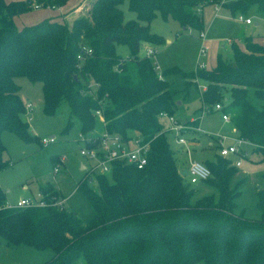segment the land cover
Instances as JSON below:
<instances>
[{
    "label": "trees",
    "instance_id": "obj_1",
    "mask_svg": "<svg viewBox=\"0 0 264 264\" xmlns=\"http://www.w3.org/2000/svg\"><path fill=\"white\" fill-rule=\"evenodd\" d=\"M68 1L0 0V172L11 166L4 158V131L26 142L36 138L23 118L26 102L16 82L20 77L42 85L46 115L69 106L64 133L74 126L73 118L80 122V134L97 131L95 112L101 110L108 132L149 144L148 161L141 169L115 163L109 173L86 172L77 191L94 211L87 223L58 204L53 183L40 187L45 207H9L0 186V236L9 246L52 249L54 256L45 264H76L81 259L85 264H264V192L258 191L260 219L247 217L236 203L240 183L232 186L237 168L216 156L205 162L211 170L206 182L219 196L193 202L194 190L181 173L182 149L171 147L159 116L176 112L177 91L168 74H182L185 92L203 81L200 110L223 105L235 134L246 141L244 149L248 152L249 146L264 158V108L247 98L254 89L264 99V43L245 37L243 48L236 42L230 45L231 61L218 56L213 68L188 73L173 67L162 71V78L152 58L141 56L142 46L165 42L150 28L158 14L201 33L206 6L218 5L234 16L254 8L264 17V0H95L90 16L71 25L64 18ZM125 2L136 19H125ZM35 6L64 10L58 13L60 20L17 25L15 17ZM121 45L129 50V59L118 53ZM199 121L191 124L198 126ZM52 162L57 167L62 158L55 155Z\"/></svg>",
    "mask_w": 264,
    "mask_h": 264
},
{
    "label": "rangeland",
    "instance_id": "obj_2",
    "mask_svg": "<svg viewBox=\"0 0 264 264\" xmlns=\"http://www.w3.org/2000/svg\"><path fill=\"white\" fill-rule=\"evenodd\" d=\"M11 1L18 0H8V2ZM71 1H68L65 7L67 15L75 9L73 8L69 12L68 5ZM83 1L85 0H78L77 6L79 7ZM121 7L126 20L136 19V14L129 11L127 2ZM41 11L43 9L35 11L33 8V13ZM84 11L86 12L87 9ZM52 17L60 20L57 13ZM244 17H251L253 24L238 22L236 16L220 6H206L203 9L204 33L209 48L207 56L201 59L200 50L203 46V39L200 32L194 29L185 30L173 18L165 19L158 14L150 23V28L153 33L162 36L165 42L154 46L157 52L152 60L161 68V71L177 67L184 73L196 71L202 63L211 69L216 65L218 56L231 61L230 45L233 42L243 48V39L252 36L264 43V40L260 39V37H264V17L259 15L254 8ZM220 45H224V48L222 47L219 54H216L215 51ZM144 48L141 50V56L145 54ZM118 53L125 59L130 58L129 50L125 46H119ZM166 79L171 84V88L177 91L175 96L176 118L190 128L194 127L191 124L193 120L185 123L187 119L191 117L196 118L194 121L200 119V126L205 134L199 144L194 147L192 158L200 162L213 159L214 152L209 147V135H221L234 139L236 134L233 126L223 121L221 111L212 110L203 113V110H200L202 88L205 86L203 81L199 80L198 84H192L188 92H185V79L181 73H170ZM16 82L21 87L20 95L24 103L30 100L33 104L32 112L29 114L26 110L23 118L29 123L30 132L36 138L26 142L11 131H4L2 134V141L6 148L4 158L11 162L8 169L0 172V186L7 192L8 204H16L22 198H39L40 187L50 182L55 185L56 189L58 188L60 201L64 200V207L68 211L77 212L84 223L89 222L94 218V211L85 196L77 191V184L85 177L91 166V162L80 153L84 147V143L80 139V122L73 118L74 126L64 133L70 119L69 106L64 104L55 115H46L42 85L23 77L17 78ZM247 98L254 107L264 108V99L259 98L254 89H249ZM97 131L98 133L103 131L101 124L98 125ZM53 136L56 138V142L47 146L41 144L42 138ZM169 139L171 147L175 148L171 134ZM248 150L249 154L242 160V166L236 169L232 186L240 183L238 189L241 193L236 200L238 210H245L246 216L251 219H260L258 191L264 192V158L261 154L254 153L249 146ZM55 155L60 156L63 160L59 165V172L55 171L56 165L52 162V157ZM180 162H184L183 168L188 166V158H186V162L184 158H180ZM82 166L87 168L82 169ZM185 183L194 190L193 202L206 196H214L216 199L219 196L217 188L206 181L190 184L189 178L186 176ZM52 256H54L52 249L37 250L26 245L9 246L0 236V264H45ZM76 264L85 263L81 259Z\"/></svg>",
    "mask_w": 264,
    "mask_h": 264
},
{
    "label": "built area",
    "instance_id": "obj_3",
    "mask_svg": "<svg viewBox=\"0 0 264 264\" xmlns=\"http://www.w3.org/2000/svg\"><path fill=\"white\" fill-rule=\"evenodd\" d=\"M229 1V0H225ZM236 1V0H230ZM36 9L40 8L35 6ZM236 18L238 22H244L248 25L253 24V19L251 17H244L243 14H237ZM203 39V46L200 50V58L203 59L207 56L208 46L206 44V35L204 32L200 33ZM83 51L86 54H91L92 50L89 48H84ZM157 50L153 46H147L145 48V56L152 58L156 54ZM78 59L82 61L83 57L78 56ZM200 68H206L205 63H202ZM155 69L158 72L160 78H162L161 68L155 64ZM206 90V86L202 88V91ZM26 110L29 114L32 112L33 104L31 101L26 102ZM213 111H221L223 113L222 119L226 123H231V115L224 112V106L221 104H216ZM210 112L209 109H204L203 113ZM95 116L98 118L100 124L103 126V131L98 133V131L89 133L87 135L80 134V139L84 143V147L81 149L80 153L83 157L91 162L89 172H99V173H109L115 163H122L126 165H134L138 168H143L148 161V151L149 144H143L139 137L126 139L119 134H112L106 130V123L101 110L95 112ZM160 119L163 122L166 132L171 134L175 144L182 147V151L188 158L187 166V177L189 178L190 184H197L200 181H206L211 177V170L205 164V162H200L193 159L192 147L197 145V140L194 138H188L186 135L189 133H197L201 131L199 126H194L192 128L183 124L176 118L175 115L168 114L167 112L160 113ZM30 118V117H29ZM194 130V131H191ZM235 132V131H234ZM56 142V138L53 136L51 138H42L41 144L47 146ZM216 145L218 147V156L224 159L231 160L232 166L236 168L241 167L242 160L248 156V152L244 149L246 141L237 137L234 139L227 138L224 136H217ZM63 161V160H62ZM87 168V167H86ZM55 171L59 172V165L55 167ZM64 200L61 202L59 200L58 204L63 205ZM9 207H45L48 202L42 198L34 199H21L17 201L16 204H8Z\"/></svg>",
    "mask_w": 264,
    "mask_h": 264
},
{
    "label": "crops",
    "instance_id": "obj_4",
    "mask_svg": "<svg viewBox=\"0 0 264 264\" xmlns=\"http://www.w3.org/2000/svg\"><path fill=\"white\" fill-rule=\"evenodd\" d=\"M6 1H8V0H6ZM94 1L95 0H85V1H83V3L81 4V5H79V7L77 6L78 5V0H72L71 2H69V5H68V8H69V12H70V10L71 9H73V8H75L72 12H70L67 16H65L64 18H65V20L71 25L77 18H79V17H89L90 16V10H91V8H92V5H93V3H94ZM71 4V5H70ZM216 6H218V5H216ZM87 7V8H86ZM43 9V11H41V12H37V13H33V10L32 11H30V12H28V13H26V14H23V15H20V16H17V17H15V22H16V24L17 25H19V26H24V25H31V24H35V23H37V22H39V21H41V20H43V19H46V18H52V16L53 15H55L56 13L58 14V13H62V11H61V8H58V9H51V8H47V9H44V8H38V9H36L35 7H34V10L35 11H40V10H42ZM85 9H87V11L85 12L84 10ZM62 10H64V8H62ZM67 10V9H66ZM65 10V11H66ZM55 13V14H54ZM208 42H207V40H206V44H207ZM208 46V45H207ZM143 47H147V45H144ZM154 47V46H153ZM222 47L224 48V45H220V47L215 51L216 52V54H219V52H220V49H222ZM144 48V49H145ZM155 48V47H154ZM209 48V47H208ZM156 49V48H155ZM219 50V51H218ZM215 66V65H214ZM27 101H30V100H27ZM196 118L195 117H191L190 119H187L186 121H185V123H187V122H189L190 120L192 121H194ZM180 122H181V120H179ZM231 124V123H230ZM199 127L201 128V126H200V121H199ZM188 138H194V139H196L197 140V144H199V142L202 140V138L205 136V134L203 133V131H202V128H201V131H199V132H197V133H189L188 135H186ZM210 136V138H209V142H210V145H209V147H210V149H212V151L214 152V157H213V159L216 157V156H218V147H217V145H216V137L217 136H213V135H209ZM212 137H215V138H212ZM174 144H175V142H174ZM175 146H177V148H179V149H182V147H180V146H178L177 144H175ZM197 146V145H196ZM196 146H194V147H196ZM194 147H192V151L195 149ZM180 158H184L185 159V162H186V155H185V153L183 152V151H181V153H180ZM207 160H209V159H206L205 161H207ZM212 160V159H211ZM204 161V162H205ZM183 164H184V162H183ZM183 164H181V165H183ZM242 166V165H241ZM187 169V167L186 168H184L183 170H186ZM57 190H58V188H57ZM22 199H27V198H22ZM21 200V199H20ZM19 201V200H18ZM8 203V202H7ZM52 258H53V256H52ZM51 258V259H52ZM50 260V259H49ZM48 260V261H49Z\"/></svg>",
    "mask_w": 264,
    "mask_h": 264
},
{
    "label": "water",
    "instance_id": "obj_5",
    "mask_svg": "<svg viewBox=\"0 0 264 264\" xmlns=\"http://www.w3.org/2000/svg\"><path fill=\"white\" fill-rule=\"evenodd\" d=\"M85 168H86L85 166H82V169H85ZM181 173H182V175H183L184 177L187 176V170H183Z\"/></svg>",
    "mask_w": 264,
    "mask_h": 264
}]
</instances>
